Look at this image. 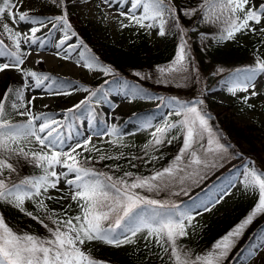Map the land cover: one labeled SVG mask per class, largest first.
<instances>
[{
  "label": "snow or ice",
  "instance_id": "6c2138e0",
  "mask_svg": "<svg viewBox=\"0 0 264 264\" xmlns=\"http://www.w3.org/2000/svg\"><path fill=\"white\" fill-rule=\"evenodd\" d=\"M69 2L70 0H48V4L58 8L60 13L36 16L31 14V9L21 10L24 8L23 0H0V73L12 69L20 75L19 86H8L0 93V205L4 206L3 211H0V264H106L94 258L90 250H86V245L99 241L121 248L137 244L138 237H142L149 251V245L154 241L161 250L159 258L163 261L167 256L170 264H223L247 227L258 215L264 214V169L256 167L252 161L248 162L237 179L246 190L258 193L255 206L243 220L218 239L211 250L194 256L178 242L188 235V228L192 226L194 217L190 210L181 208L171 200L149 198L138 191L158 195L162 191H171L177 184H184L189 178H195V182H199L203 178L202 174H206L204 170L222 166L219 160L223 159L228 146L220 143L213 132L209 123L211 116L204 110L203 99L182 100L172 97L168 101L172 109L169 115L180 119L164 121L159 125H153L151 120L143 121V129L154 130L140 149L143 155H132L130 158L123 151L115 155L105 153L102 147H97L94 143L95 140L121 149L129 147L124 144L123 133L117 125H108L107 122L103 127L93 125L96 119L93 104L108 99L109 93L103 85L95 89L78 86L77 90L86 95L66 108L61 120H57L53 114H37L33 111L37 97L25 95L32 88H47L52 96L71 95V92L64 89L63 81L26 66V61L32 55L29 50L31 46H45L37 33L49 25L52 30L59 27L63 33L54 44L57 49H64L63 55L60 52L55 55L71 60L75 52L78 57L77 66L100 71L105 75L113 73V69L103 64L83 40L77 44L70 43L78 34L68 19ZM128 2L129 0H101L96 7L107 19L111 14L102 5L111 8L113 4ZM250 3L251 0H201L197 8H181L174 0H130V7L126 10L122 8L115 18L121 29L138 27L149 33L155 31L160 37H165L173 28L177 30L180 42L176 56L170 66L158 69L161 78L157 82L169 83L177 80V73L183 74L180 80L187 81L191 71H195L190 46L185 39L187 30L180 23V12L187 17L201 12L203 22L220 27L213 39L217 43H224L234 41L237 34L264 35V0H261L258 7H248ZM125 19L128 23H124ZM21 23L29 24V29L24 32L18 30L16 25ZM5 39L10 43H5ZM261 43L264 44V40ZM166 72L169 75L165 76ZM134 75L141 79L150 78L141 72H135ZM196 75L198 78V72ZM258 77L264 78V57L259 56L255 58L253 65L236 69L228 81L231 85L229 93L232 96L239 92L245 93L239 99L249 109L255 107L249 103L251 99L264 95L256 88ZM115 82L121 91L127 90L126 94L132 98L143 92L140 88L129 87L127 83L121 84L118 80ZM177 83L180 86L179 81ZM13 113L26 119L13 122ZM85 114L91 133L67 143L73 138L65 136L64 129H71L73 121ZM174 129L177 130L176 134L169 138L168 134ZM181 136L182 146L171 162L152 171L150 175L123 171L122 175L116 176L88 166L122 158H127L132 168L137 167L132 161H141L147 165L163 158L152 153L159 152L160 148L172 144ZM33 144L38 147H30ZM94 153H100L98 159ZM22 163L39 169V174L13 181L11 177L13 174L18 175V165ZM105 167L110 171H121L119 164ZM58 168L60 171H57ZM61 182L68 186L70 199L79 209L74 216L68 215L71 204L63 213H57L51 211L45 202L65 199L64 196L54 198L49 194L50 189L61 191L58 187ZM235 183L236 181L232 182L230 186H235ZM221 199L222 196H217L210 198L207 203L201 202L198 206L194 204L193 210L202 207L204 211H211ZM26 202L34 206L33 211L27 209ZM9 208L41 224L48 235L15 230L6 219L5 213ZM196 214L200 213L197 211ZM262 251L264 238L249 256H258Z\"/></svg>",
  "mask_w": 264,
  "mask_h": 264
},
{
  "label": "rangeland",
  "instance_id": "374dc122",
  "mask_svg": "<svg viewBox=\"0 0 264 264\" xmlns=\"http://www.w3.org/2000/svg\"><path fill=\"white\" fill-rule=\"evenodd\" d=\"M261 0H251L248 7H258ZM24 8L21 10L31 9L32 12L45 13L46 15H58L60 10L52 7L48 4V0H23ZM101 0H70L68 3V16L72 26L81 25L88 27L91 34L95 38L100 46L116 44L121 47H131L134 42L144 38L147 43L151 45V48H161L165 44V37L156 35L155 31L149 33L145 29L138 27L120 28L119 23L116 20L119 11L130 7V0L127 4H113L111 8L106 5H102L104 10L111 14L109 18H105L100 9L96 7L100 4ZM124 23H128L125 19ZM30 25L27 23H21L16 25V28L21 32L29 29ZM260 27V26H259ZM62 30L58 27L55 30L51 29V25L46 29H42L37 36L45 42L43 48L39 47V44L32 45L29 49L32 55L26 61V66L32 70L38 69L36 60L44 62L46 69L59 73L65 77H73L77 80L83 81L88 85H98L103 80L107 79L106 75L100 71L89 70L82 66H77V55L74 52L71 60L61 59L56 52H60L63 55L64 49H57L54 44L58 42V39L62 37ZM70 43H79L77 37H73ZM224 43H219V45ZM226 45V44H225ZM23 46V45H22ZM26 47V46H25ZM262 57H264V44L260 47ZM212 64V63H210ZM216 66L215 63L212 64ZM149 69V68H148ZM147 69V70H148ZM223 69V71H218ZM39 70V69H38ZM147 70L144 68L143 74L148 75ZM210 70V69H209ZM232 71L231 66H218L212 73L208 72L202 75V97L205 101L204 110L211 116L209 121L210 125L216 123L219 126H224V121L227 123L234 121L247 137L245 140H250L251 144L241 143L233 135L224 131L222 137L227 138V142H231L233 147H228L230 152L227 151L224 154L223 159L219 160V164L212 169L204 170L206 174H202L203 178L199 179V182H195V178L186 179L184 184H177L172 187L171 191H162L158 195L156 193H149L143 190H138L142 195H146L149 198L171 200L175 204L179 205L181 198H188L195 190L200 192L199 195L192 197L188 200V203L181 204V208L190 210L194 219L192 220V226L188 228V235L181 238L178 242L183 246L185 251L190 252L193 256L197 254H204L212 249L213 244L224 236L230 229L243 220L253 209L257 200L258 193L254 191L246 190L241 183L238 182V177L244 170V167L248 165L249 161L254 162V165L258 168L264 169V95L253 98L249 103L255 107L249 109L245 104L241 102L239 97L245 95L243 92L237 93L236 96H232L228 88L231 86L228 81ZM141 71V70H140ZM228 74V76H227ZM10 76L13 81H17L19 86L20 75L12 69L6 70L0 73V93L4 91V80ZM227 76V77H226ZM83 86V85H79ZM256 88L259 92L264 93V78H257ZM78 87H71L65 89L71 92L68 96H52L48 90L44 88H32L30 91H26V96H35L37 99L34 101L33 111L39 114L37 111L39 107H45L50 105L56 111L57 114L54 117L57 120L63 119V111L71 107L73 104L83 99L86 93L77 90ZM180 91V90H179ZM182 92V91H181ZM108 99L102 100L98 105L105 112L104 120L108 125L115 124L116 118L119 114H132L136 110H145L148 108L160 107L163 104V110H159L155 114V119L152 121L153 125L162 124L164 121H176L180 117L169 115L172 111L168 101L171 99L165 98L162 95L155 94L151 98L127 97L123 91L119 88L108 90ZM165 98L164 100L159 99ZM11 119L14 121H24L26 117H22L13 113ZM80 127L73 121L71 129H64L63 134L65 136H71L73 139L67 141L72 143L74 139H82L84 135L90 134L91 129L88 127L87 114L78 119ZM142 123H125L119 127L123 133V142L129 145L127 148L121 149L120 147H113L111 144H101L94 140L97 147H102L105 153L118 154L120 151L129 153L132 155L136 150H140L142 146L150 139V132L154 129H143ZM105 126V124L103 125ZM213 128V125H211ZM177 130H173L168 134L169 138L175 135ZM219 139L220 143L223 142ZM107 139V138H106ZM183 137L174 141L171 145L177 148L182 146ZM227 146V145H226ZM30 147H38V145H30ZM67 147V144L65 145ZM162 148H166L165 146ZM234 149V150H233ZM179 150V149H178ZM231 150L234 152L232 153ZM86 154V153H85ZM154 155L159 156V154ZM177 154V153H176ZM96 158H99L100 153H94ZM175 156V155H174ZM173 156V157H174ZM173 157L164 165H160V160H156L153 163H149L144 168L145 174L150 175L152 171L167 166ZM113 161V160H109ZM162 161V160H161ZM57 171H60L58 168ZM39 174V172H37ZM223 174V181L215 183L212 187H205L207 183ZM236 181L235 186H230L232 182ZM58 187L61 191L49 190V194L54 198L64 196L65 199H53L51 201L46 200L48 207L53 209L54 212L63 213L65 209H68V205L71 204V209L68 210V215L74 216L78 213L79 209L77 204L70 199V193L68 186L61 182ZM181 189H184L182 191ZM192 189V191H191ZM227 194H224V193ZM173 193H179L174 195ZM222 196L219 203L215 204L211 208V211H204L202 207H197L193 210V205H200L201 202L207 203L210 198H216ZM26 207L29 211H33V205L30 202H26ZM200 214L197 215L196 212ZM225 226L227 228L225 229ZM225 229V230H224ZM215 232L218 234L215 235ZM264 238V214L258 215L253 222L244 231L243 236L238 240L236 246L232 248L231 252L224 259L223 264H264V251L260 252L258 256H249L250 252L262 242ZM149 248L145 247V242L142 237H138V243L135 245L124 246L121 248H115L103 244L99 241H94L86 245V250H90L91 254L97 253L111 259L115 264H138L141 259L149 260L153 257L156 259L154 264H170L167 256L162 261L158 254L161 250L155 245L154 241L149 245ZM99 252V253H98Z\"/></svg>",
  "mask_w": 264,
  "mask_h": 264
},
{
  "label": "trees",
  "instance_id": "16d2710c",
  "mask_svg": "<svg viewBox=\"0 0 264 264\" xmlns=\"http://www.w3.org/2000/svg\"><path fill=\"white\" fill-rule=\"evenodd\" d=\"M174 2L181 8H197L201 3V0H174ZM31 14L36 16H46L45 13H36L34 11L31 12ZM179 15L180 23L187 30V36L185 39L188 41L190 46L191 59L194 63L195 71H191L187 81L180 80L179 78L183 74L177 73V80L169 83L157 82V80L161 78V73L158 71V69L167 68L170 66L176 56L180 42V37L176 29L173 28L168 32V34L165 36V44L161 48H151V45L147 43L144 38L134 42L131 47L126 48L121 46L119 47L116 44H106L100 46L97 42H95V38L91 34L88 27L81 25L72 26L75 32L78 34L79 41L83 40V42L87 44L92 50V53L95 54L103 64L110 66L113 69L112 74L106 75L110 78L103 80L98 85H90L88 88L95 89L103 85L106 90L116 89L119 88L115 82L118 80L121 84L127 83L129 87L140 88L143 90L142 94L135 98H151L152 95L159 94L165 98L177 97L182 100L198 99L202 97V75H205L208 72L212 73L218 66H231L232 70L235 71L238 68H245L253 65L257 56L262 57L260 47L263 45L261 41L264 40V35L259 33L256 35L251 33H248L247 35L237 34V37L234 41H226V45H219V43H217L213 37L219 33L220 27L216 24L203 22V16L201 12H197L191 17L184 16L182 12H180ZM69 18L73 19L74 17L68 16V19ZM256 27L259 28V26ZM202 36L206 38H202ZM5 43H9V41L5 39ZM210 63H215L216 66H213ZM38 67L39 70L35 71L48 74L58 81H63L64 89L79 84L86 86V84H84L81 80L78 81L70 77H64L58 73L56 74L50 72L48 69H45L43 61L38 63ZM144 68L146 70L149 68L147 72L150 78L141 79L140 77L134 75L135 72H141L142 74L145 73L142 72ZM197 72L198 78L196 75ZM164 75L167 76L169 74L166 72ZM105 81H108V83L105 84ZM177 81H179L180 86H178ZM8 86L17 87V81H13V78L7 76V78L4 80V90ZM126 92L127 90H124L125 94ZM93 107L96 113V119L93 121V124L94 126L102 127V125L105 123V113L103 109L98 106V104L94 103ZM163 107L164 106L162 104L161 107L155 109L150 108L145 110H137L134 114H119L117 117L119 119L117 124L120 126L127 121L145 120L149 117H153L156 111ZM40 112H52V114L57 113L50 106L40 108ZM75 121L78 123V120ZM211 125H213V132L220 140L224 131H226L230 135H233L238 140H240L241 143H252L250 140L244 139V137H247V135H245L243 129H241L234 121L229 123L224 121V126H219L216 123H212ZM226 140L227 138L225 136L222 137L223 142L221 143L227 145L228 147H233V144H231V142H227L228 140ZM165 147L166 148H160V151L155 153H158L159 156L163 157L162 159H159L161 163L160 165L166 164V162L169 161L179 149L174 147V145H165ZM233 150H231L232 153L234 152ZM228 151L230 152V149H228ZM128 154L129 153H126L125 156L130 158L132 155ZM133 155L142 156L143 152L136 150ZM145 159H148V157H145ZM132 163H135L137 167L132 168L129 165L127 158H122L118 161L104 160L88 166L95 167L97 171L109 172V174L116 176L122 175L123 171H132L136 175L145 174L144 168L146 165L143 162L132 161ZM112 164L121 165V171L114 172L110 171L108 167H105V165ZM38 171L39 169L34 168L32 165L22 163L21 165H18V175L13 174L11 179L13 181H18L25 176L36 174ZM217 178L219 181H223L224 176L221 174ZM197 193V190H195L191 195L188 196V198H192V196L196 195ZM186 200L188 199L186 198ZM186 200H183L182 202L186 203ZM3 207V205H0V211H3ZM32 209L34 210V206ZM49 209L53 211V209ZM5 215L6 219L10 223V226H12L17 231H26L40 236L48 235L46 229L41 224L29 217L24 216L22 213H19L14 209L9 208ZM226 228L227 226H225V229ZM216 234H218V232H215L214 237ZM92 256L96 259L106 262V264H115L114 261L100 254L97 255V253H95ZM154 262H156V259L153 260L152 257L149 260L141 259L138 264H154Z\"/></svg>",
  "mask_w": 264,
  "mask_h": 264
},
{
  "label": "bare ground",
  "instance_id": "6f19581e",
  "mask_svg": "<svg viewBox=\"0 0 264 264\" xmlns=\"http://www.w3.org/2000/svg\"><path fill=\"white\" fill-rule=\"evenodd\" d=\"M228 49V48H227ZM246 62V61H245Z\"/></svg>",
  "mask_w": 264,
  "mask_h": 264
}]
</instances>
